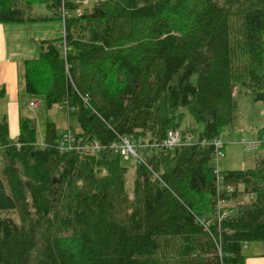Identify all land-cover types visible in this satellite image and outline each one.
Returning a JSON list of instances; mask_svg holds the SVG:
<instances>
[{
	"label": "trees",
	"instance_id": "trees-1",
	"mask_svg": "<svg viewBox=\"0 0 264 264\" xmlns=\"http://www.w3.org/2000/svg\"><path fill=\"white\" fill-rule=\"evenodd\" d=\"M36 5L63 33L22 63L21 107L64 105L78 125L64 131L99 148L63 152L64 131L39 141L28 116L12 140L0 119V264H245L264 241V158L218 171L213 141L242 93L264 116V0H0V24ZM185 113L198 139L161 149ZM124 137L148 142L131 195L112 148Z\"/></svg>",
	"mask_w": 264,
	"mask_h": 264
},
{
	"label": "rangeland",
	"instance_id": "rangeland-1",
	"mask_svg": "<svg viewBox=\"0 0 264 264\" xmlns=\"http://www.w3.org/2000/svg\"><path fill=\"white\" fill-rule=\"evenodd\" d=\"M90 5V4H89ZM88 5V6H89ZM87 5L82 6L79 12L85 11ZM50 10L44 5H36L32 8V21L21 23H7L18 26L20 32L18 39L22 44L26 45L29 50L39 53L40 43L44 40L58 38L63 33V25L59 19L49 18ZM74 14H77L74 12ZM21 29V30H20ZM22 32V33H21ZM239 104L238 116L236 121L223 130L221 138L224 140V158L213 160L212 164L218 171H237L254 169L259 160L264 158L263 138H258L257 133L264 123L263 105L260 102H255L249 95L244 93L237 96ZM30 112V111H29ZM24 111L25 115L33 119L37 125V137L39 141L44 135L47 124L52 123L55 126L57 134H60L65 129L70 127L77 131L78 125L73 118L67 115V109L64 105H54L50 109H38L34 114ZM9 127V126H8ZM203 129L202 124L193 121L186 113L181 121L178 131L188 130L194 143L199 132ZM12 133V130H10ZM147 140L138 142L136 153L137 158H123V165L127 168L125 187L128 194L131 195L133 182L135 177V167L137 162L144 161L147 153L145 146ZM144 145V147L142 146ZM3 160L0 156V178L3 179ZM241 189V187H239ZM253 251H257V255L262 254L264 258V241L250 242ZM245 248L243 253L245 255ZM259 257V259H261ZM249 259H258L250 257Z\"/></svg>",
	"mask_w": 264,
	"mask_h": 264
},
{
	"label": "crops",
	"instance_id": "crops-1",
	"mask_svg": "<svg viewBox=\"0 0 264 264\" xmlns=\"http://www.w3.org/2000/svg\"><path fill=\"white\" fill-rule=\"evenodd\" d=\"M19 34L17 25L0 24V119L6 118L9 133L12 130L10 133L12 140H16L18 136L20 118L27 115L24 111L29 112L26 107H21L20 103L23 96L19 87L22 63L36 59L39 54L22 44L18 39ZM255 246L259 245H253V248ZM253 248L250 245L245 247V264H264L262 254L257 255V251H253ZM250 257L258 259H249Z\"/></svg>",
	"mask_w": 264,
	"mask_h": 264
},
{
	"label": "built area",
	"instance_id": "built-area-1",
	"mask_svg": "<svg viewBox=\"0 0 264 264\" xmlns=\"http://www.w3.org/2000/svg\"><path fill=\"white\" fill-rule=\"evenodd\" d=\"M39 105L40 102L38 100L31 101L28 104L27 109L28 111L34 113V111L39 107ZM185 139L188 142H190L191 136L187 135L185 136ZM181 142H182L181 133L179 131L170 130L167 132L163 142L160 145V148L167 151H171ZM213 144L218 149L217 151L218 158H224V153L222 152L223 141L217 138L213 141ZM58 147L63 152L91 151L92 153H96L99 148V145L97 142L83 143L80 139H77L70 130H66L62 134H60ZM112 148H114L124 159H129L131 157H135V158L138 157L134 143L128 138L124 137L121 138L118 143H112ZM226 189L231 190L229 187H227Z\"/></svg>",
	"mask_w": 264,
	"mask_h": 264
}]
</instances>
